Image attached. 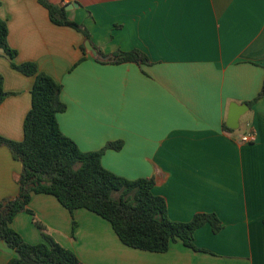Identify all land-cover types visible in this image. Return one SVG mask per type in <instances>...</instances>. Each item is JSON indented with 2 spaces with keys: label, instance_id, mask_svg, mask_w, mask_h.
<instances>
[{
  "label": "crops",
  "instance_id": "obj_1",
  "mask_svg": "<svg viewBox=\"0 0 264 264\" xmlns=\"http://www.w3.org/2000/svg\"><path fill=\"white\" fill-rule=\"evenodd\" d=\"M17 64L34 62L62 86V132L84 153L102 152L105 169L129 180L153 179L169 218L190 222L215 213L223 228L195 233L166 253L126 246L111 223L85 208L72 215L56 197L33 194L12 227L29 244L45 233L84 264H264V0H48L68 7L93 44L110 56L139 50L148 64L85 60L84 36L51 21L38 0H0ZM11 93L0 105V136L23 141L35 79L0 55ZM234 106L237 128L227 131ZM247 129L239 132L241 120ZM253 132L254 143L241 138ZM23 165L0 147V202L19 195ZM77 223L74 230L73 224ZM16 252L0 242V264Z\"/></svg>",
  "mask_w": 264,
  "mask_h": 264
},
{
  "label": "trees",
  "instance_id": "obj_2",
  "mask_svg": "<svg viewBox=\"0 0 264 264\" xmlns=\"http://www.w3.org/2000/svg\"><path fill=\"white\" fill-rule=\"evenodd\" d=\"M38 2L48 10L54 24L71 27L81 33L85 41L89 40L104 62L149 63L148 57L139 50L103 55L93 44L89 29L69 20L66 7L48 0ZM1 5L0 1V8ZM81 50L83 61L88 53L84 45ZM0 55L8 58L13 69L35 79L31 90L32 107L24 121L23 141L0 136V147L8 148L23 165L19 195L0 202V242H5L17 254L8 264H84L73 251L45 233V227L40 223L37 225L43 231L44 241L38 244L27 243L12 227L18 214L28 212L33 215L28 208L33 194L56 197L72 215L81 208L94 212L111 223L123 244L153 253H166L171 244L179 240L186 247L199 251L195 245L197 230L207 224L214 233L222 230V222L215 213H198L186 223L172 221L165 198L153 192V179L129 180L105 169L102 152L120 150V142L108 144L101 152H82L59 125L58 115L67 109L61 98L62 86L50 75L39 71L36 63H16L18 52L9 44L8 23L1 17ZM4 83V77L0 75V105L11 95L5 91ZM263 97L264 83L259 95L247 103L249 108ZM225 129L233 130L228 126ZM76 226L74 222V230Z\"/></svg>",
  "mask_w": 264,
  "mask_h": 264
},
{
  "label": "water",
  "instance_id": "obj_3",
  "mask_svg": "<svg viewBox=\"0 0 264 264\" xmlns=\"http://www.w3.org/2000/svg\"><path fill=\"white\" fill-rule=\"evenodd\" d=\"M72 7L71 6H68L66 7V10L68 9H71ZM84 46L87 50V52L94 58H103L101 56V54L98 52V50L92 45V43L87 40L85 41L84 43ZM240 108L242 107H237V106H234L233 108H231V112H230V115H229V122H228V127L231 128V129H236L237 128V121L239 120V117H240ZM245 108H249L248 105L245 106Z\"/></svg>",
  "mask_w": 264,
  "mask_h": 264
},
{
  "label": "built area",
  "instance_id": "obj_4",
  "mask_svg": "<svg viewBox=\"0 0 264 264\" xmlns=\"http://www.w3.org/2000/svg\"><path fill=\"white\" fill-rule=\"evenodd\" d=\"M257 140V135L253 132H249L241 138L243 143H254Z\"/></svg>",
  "mask_w": 264,
  "mask_h": 264
},
{
  "label": "rangeland",
  "instance_id": "obj_5",
  "mask_svg": "<svg viewBox=\"0 0 264 264\" xmlns=\"http://www.w3.org/2000/svg\"><path fill=\"white\" fill-rule=\"evenodd\" d=\"M246 119L245 118H243L242 120H241V127H240V129H239V132H243V131H245L246 129H247V127H246Z\"/></svg>",
  "mask_w": 264,
  "mask_h": 264
}]
</instances>
